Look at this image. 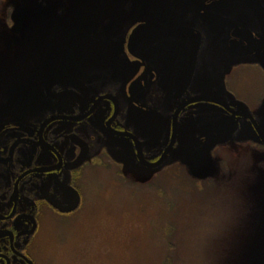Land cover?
Returning a JSON list of instances; mask_svg holds the SVG:
<instances>
[{
  "label": "rangeland",
  "instance_id": "rangeland-1",
  "mask_svg": "<svg viewBox=\"0 0 264 264\" xmlns=\"http://www.w3.org/2000/svg\"><path fill=\"white\" fill-rule=\"evenodd\" d=\"M192 2L0 0V97L22 102H34L35 97L37 102L46 80L59 74L84 83H124L127 128L138 129L151 160L165 148L172 110L188 92L228 89L256 113L264 129V72L259 67L233 70L219 56L223 67L194 74L186 89L189 61L198 50L191 30L199 17L204 20L201 38L207 39L203 47L212 58L214 46L224 54L233 27L260 32L246 0L204 2L196 14ZM221 10L227 15L223 24L213 16ZM205 31L222 32L223 39L210 44L212 34ZM198 109L207 111L208 119H191ZM233 121L217 106L186 109L179 143L155 171L139 167L130 140L100 133L95 170L86 172L82 206L69 217L49 216L36 244L37 261L264 264V147L256 144L251 125L238 119L236 133L205 159L208 168L195 164L185 147L193 141L200 150L205 142L198 139L210 140Z\"/></svg>",
  "mask_w": 264,
  "mask_h": 264
},
{
  "label": "flooded vegetation",
  "instance_id": "flooded-vegetation-1",
  "mask_svg": "<svg viewBox=\"0 0 264 264\" xmlns=\"http://www.w3.org/2000/svg\"><path fill=\"white\" fill-rule=\"evenodd\" d=\"M219 1L221 0H198L194 2V5H191V10L201 6L200 4L204 2L215 4ZM191 15L195 18L193 11ZM213 16L218 23L221 21V24L227 17L224 10L214 11ZM199 19L200 22L204 21L200 17ZM200 22L196 23V26H192L191 30H194L191 34L198 39V50L189 61L190 71L186 74L185 79L187 90L194 74V77L200 73L210 74V72L214 73L219 66L223 67L222 64H219V56L231 62L234 66L233 70L240 66H257L261 69L258 62L260 51L264 48L263 32L252 31L257 43V52L254 55L236 56L232 52V46L235 47L236 42L241 45H244L245 42L237 38L240 33L234 34V28L231 29L226 43L227 51L223 50L225 55L219 52L217 46H214L211 50L216 56L212 58L204 50L203 46L207 39L201 38L204 25L201 26ZM205 33L212 34L209 40L210 44L219 41V38L223 39L224 36L219 31L209 33L205 31ZM237 49L240 50L238 46L236 51ZM208 56L211 58L210 63L206 61L210 59ZM209 65L214 68L209 69ZM52 91L54 93L72 92L73 94L59 99L43 95L41 98L38 97L37 102L35 97L32 100L34 102H22L11 97H0V111H3L0 112V264H40L35 257L36 244L48 224L49 216L53 214L69 217L82 206L86 172L90 171L91 173L95 170V151L100 144L98 138L102 136L101 134L105 137L107 134L116 140H124V137L110 133L107 129L108 124L111 129L117 132H131L138 137L142 144V139L137 134L138 129H134L133 126V128L130 126L127 128L128 124L124 114V83H82V85L59 83L54 86ZM211 91L214 92H188L186 99L210 95L221 98L231 105L236 104L235 101L238 100L228 89L226 92ZM221 94L222 96H220ZM107 95L113 97L118 103L116 117L113 118L116 109L114 100L103 99L93 113L81 121L57 120L51 122L45 129H41L43 123L51 117L77 118L86 114L93 108L97 100ZM206 104V102H199L193 106ZM7 107H11L13 111L5 112L4 109ZM239 109L244 111L242 108ZM246 111L251 110L247 107ZM207 113L203 109H198L193 112V115L190 114V118L205 120L208 119ZM254 114L256 115V113ZM131 143L134 147L132 140ZM109 149L112 148L109 147ZM143 153L148 161L155 162L160 158L162 151L152 160L144 146ZM134 155L136 157L135 149ZM137 163L139 164L138 161ZM200 163L202 164L201 168L208 165L207 160L200 161ZM162 167L164 166L142 169L143 171H155ZM75 194L78 196V205L74 211L62 213L55 206L56 204L70 206L74 203Z\"/></svg>",
  "mask_w": 264,
  "mask_h": 264
},
{
  "label": "water",
  "instance_id": "water-1",
  "mask_svg": "<svg viewBox=\"0 0 264 264\" xmlns=\"http://www.w3.org/2000/svg\"><path fill=\"white\" fill-rule=\"evenodd\" d=\"M247 4H248L250 10L252 11L253 15L256 17L259 24L262 26V28L264 30V7L261 5L260 0H247ZM234 32L240 33V35L237 38H240L241 40H243L245 42L244 45H241L238 42H236L234 44L235 47L232 46V52L236 56H248V55L255 54L257 52V44H256L255 38H254L253 34L251 33V31L245 30L242 28H236L234 30ZM241 33H243V34H241ZM237 46L240 48V50L237 49V51H236ZM259 63L261 65V67L264 69V48L260 52ZM46 83L47 84H46L45 90H46L47 95L51 98H60L62 96L71 95L72 93L64 92L61 94H53L51 92V89H52L54 84H56V83H73V84L81 85L83 82L80 81L78 78L60 74V75L52 76L50 79H48V81ZM105 98L113 99L110 96L101 97L99 100L96 101L95 105L93 106V108L88 113L84 114L83 116L77 117V118L69 117V116L51 117L43 123L41 129H45L51 122L56 121V120L81 121L84 118H86L87 116H89L95 110V108L99 105V103ZM114 102L116 103L115 100H114ZM198 102H206V103L219 105L220 107L224 108L227 112L232 114L234 117H239V118L248 120L251 123L252 127L254 128V130L258 136L259 141L264 145V131H263L261 125L259 124V122L257 121V119L251 113H249L247 111L236 110L234 107L235 106L237 107L238 106L237 104L231 105L221 98H218L216 96H210V95H201V96H197V97L188 99V100L180 103L176 107L174 114H173V117H172L171 139L169 141V144L167 145V147L163 151L160 159L155 163L148 162L145 159L141 143L133 134L128 133V132H124V133L117 132V131H114L113 129H111L110 124H108L107 126H108L109 131L111 133H113L114 135L128 137L134 141L135 146H136V150H137V158L142 165H144L148 168H156V167L160 166L166 160L168 154L170 153V151L173 149V147L175 146V144L177 142L179 115L187 106L194 104V103H198ZM117 113H118V107H117V103H116V109H115L113 118L116 117ZM238 127L239 126H238L237 121H233L229 126L217 131L211 137L209 143L204 147V149H202L200 151H196L193 147V144L189 143L188 148H187L188 153L190 155H192L193 157L198 158V159H202V158L207 157L212 152V150L223 139H225L226 137H230L233 134H235L236 131L238 130ZM77 205H78V196L75 194L74 203L71 204L70 206H61L60 204H56L55 206L61 212H71V211L76 209Z\"/></svg>",
  "mask_w": 264,
  "mask_h": 264
}]
</instances>
